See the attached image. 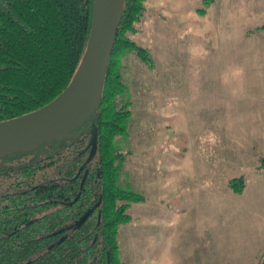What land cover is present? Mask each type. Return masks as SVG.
<instances>
[{"label": "trees", "instance_id": "trees-1", "mask_svg": "<svg viewBox=\"0 0 264 264\" xmlns=\"http://www.w3.org/2000/svg\"><path fill=\"white\" fill-rule=\"evenodd\" d=\"M146 0H124L98 108L35 146L0 155V264H126L119 225L142 193L119 180L131 116L123 56L153 67L150 50L129 36ZM94 0H0V121L37 109L63 91L85 54ZM200 14L205 13L199 8ZM264 23L247 31L263 34ZM256 168L264 169V157ZM244 175L227 181L232 193Z\"/></svg>", "mask_w": 264, "mask_h": 264}, {"label": "rangeland", "instance_id": "rangeland-1", "mask_svg": "<svg viewBox=\"0 0 264 264\" xmlns=\"http://www.w3.org/2000/svg\"><path fill=\"white\" fill-rule=\"evenodd\" d=\"M222 7L223 0H146L137 30L129 34L150 50L154 64L150 67L133 52L122 58L131 116L128 136L115 141L126 155L119 180L123 187L145 197L130 203L132 221L119 225L118 254L126 264H135L139 255L156 254L166 242L172 264H194L196 232L189 222L198 215V178L191 176L190 156L178 160L177 172L173 165L186 151L188 131L193 132L189 109L195 105L218 31L225 25L219 13ZM199 8L206 13L200 14ZM217 74L213 70V79ZM258 158L253 157L247 166L229 168L227 181L242 174L247 186L264 176V169L261 173L256 168ZM145 216L177 219V235L166 239L164 230L155 224L132 230L134 219ZM260 264H264V255Z\"/></svg>", "mask_w": 264, "mask_h": 264}, {"label": "crops", "instance_id": "crops-1", "mask_svg": "<svg viewBox=\"0 0 264 264\" xmlns=\"http://www.w3.org/2000/svg\"><path fill=\"white\" fill-rule=\"evenodd\" d=\"M219 13L225 25L205 62L203 83L189 109L193 132L188 131L186 151L173 170L180 169L178 160L190 156L191 176L198 178V215L189 222L196 232L194 264H260L264 176L231 194L227 170L264 157V33L247 34L264 23V0H223ZM213 70H218L215 79ZM176 223L174 218L145 216L130 226L140 231L139 225H159L168 239L177 235ZM168 246L166 242L156 254L139 255L135 264H172Z\"/></svg>", "mask_w": 264, "mask_h": 264}, {"label": "water", "instance_id": "water-1", "mask_svg": "<svg viewBox=\"0 0 264 264\" xmlns=\"http://www.w3.org/2000/svg\"><path fill=\"white\" fill-rule=\"evenodd\" d=\"M124 0H94L85 54L71 83L43 106L0 121V155L35 146L96 112Z\"/></svg>", "mask_w": 264, "mask_h": 264}]
</instances>
